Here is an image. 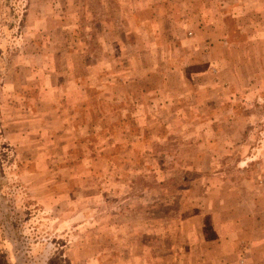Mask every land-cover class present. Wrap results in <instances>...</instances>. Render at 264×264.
Listing matches in <instances>:
<instances>
[{
  "label": "rangeland",
  "instance_id": "1",
  "mask_svg": "<svg viewBox=\"0 0 264 264\" xmlns=\"http://www.w3.org/2000/svg\"><path fill=\"white\" fill-rule=\"evenodd\" d=\"M141 1L0 0V264H219L218 222L258 194L264 34L230 19L228 65L164 48L124 94L131 43L157 47L125 42Z\"/></svg>",
  "mask_w": 264,
  "mask_h": 264
},
{
  "label": "crops",
  "instance_id": "2",
  "mask_svg": "<svg viewBox=\"0 0 264 264\" xmlns=\"http://www.w3.org/2000/svg\"><path fill=\"white\" fill-rule=\"evenodd\" d=\"M165 1L168 3L159 4L148 0L134 4L139 8L142 16H139L138 20H136L139 24L134 29L130 28V30L125 32V42H132V36L135 34L134 40H148L153 42V46L157 47L155 51L151 49L153 54H145L146 48L142 46L141 50L131 43L129 48L131 52L135 53L133 57H136V55L140 57V70L135 71V74L138 75L134 74V77L129 76L130 72H132L131 68L124 70L126 73L122 86L125 91L124 94L126 91H131V82L135 79H139L138 89L147 88L146 84L142 81L149 73L147 69L149 67L147 57L156 55L158 50L170 48L179 57H186L190 60L191 58H195V61H197L195 63L198 64L203 62L210 63L211 60L209 57H213V53L219 50L220 62H225L228 65L227 58H229V51H232L233 48L231 44L233 41L229 38L230 29L228 24L230 22L234 21L238 25L251 26V28L246 29V32L251 33L252 36H257L258 30H261L262 34H264L263 29H254L256 25H264V0ZM124 9L127 10L126 6ZM146 10L155 13L151 14L153 23L155 24V30L153 32L146 27V22L144 23L145 20H149L147 17H144L148 13L144 12ZM127 14L132 16V11L128 10ZM131 22L132 19L129 18V23L131 24ZM188 32L191 33V37L187 35ZM154 40L166 44L161 45L155 43ZM161 54L166 56L164 52ZM214 62L220 65L217 60ZM180 63L182 65L179 69L176 68L177 70L173 72L182 74L179 70H186L185 66L188 62L185 58H182ZM194 66L199 68V65ZM196 68L190 72V76L199 73L200 76H205V68ZM156 72L157 66H154L150 70V73ZM226 73L228 77V69H226ZM80 87L86 91L87 84L82 83ZM109 88L113 93L116 92V86L111 84ZM87 100L88 98L83 96L80 105H85ZM259 183L258 194L248 203L247 207L245 206V202L239 203L242 208L241 210L239 209L240 212L237 213L236 220H234L237 227L234 224L233 228H228L229 222L227 224L221 221L218 222L221 224L219 230L222 235L219 239V251L216 250V254L211 249H207L206 251L204 249L203 251L205 252L203 255L205 257L213 253L211 256L216 255L219 264H264V177L259 180ZM209 230L210 228L207 231ZM207 231L206 234H208ZM206 238L208 237L206 236ZM222 239H225V241H221ZM225 242L229 244L225 245ZM229 249H233V251L229 253Z\"/></svg>",
  "mask_w": 264,
  "mask_h": 264
}]
</instances>
